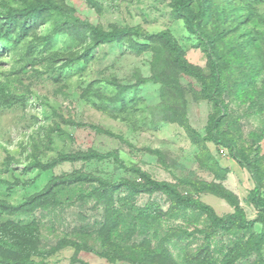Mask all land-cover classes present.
I'll list each match as a JSON object with an SVG mask.
<instances>
[{
    "label": "rangeland",
    "instance_id": "374dc122",
    "mask_svg": "<svg viewBox=\"0 0 264 264\" xmlns=\"http://www.w3.org/2000/svg\"><path fill=\"white\" fill-rule=\"evenodd\" d=\"M64 1L83 19L104 30L134 27L141 36L168 30L183 48L187 61L206 75L210 72L206 53L195 46L196 36L188 32L182 19L173 16L172 0H97L100 9L84 0ZM216 1L227 16L229 43H242L250 37L258 38L260 43L259 54L246 44L242 58L248 64L259 58L262 67L255 83L242 96L233 89L223 93L228 106L223 129L233 133L238 145L245 148L254 144L251 134H259L264 167V0ZM6 6L19 7L20 2L0 0V13ZM67 21L58 31L57 25L49 21L16 43H0V84L14 97L12 103L0 97V199L19 203L40 191L53 176L74 171L110 182L132 180L136 176L127 169L136 165L155 179L175 183L182 192L187 190L180 183L182 179L221 184L236 194L247 218L254 219L256 210L246 199L253 187L248 171L225 148L211 142L210 152L223 170L216 174L197 159L199 149L190 141L186 125L204 135L212 112L210 101L200 95L199 82L181 73L165 51L137 54L125 41L94 44L89 29L72 24L70 18ZM86 50L91 58L84 66H64L66 59ZM90 149L115 151L123 164L105 158L65 161L45 171L25 169L36 159L47 162L59 153ZM29 180L32 182L27 184ZM77 195L54 211L37 209L4 218L22 223L38 221V247L49 254L41 264H128L119 257L110 262L101 254L92 226L102 220L104 206L94 198L81 199ZM198 196L220 216L233 211L224 199L211 193ZM133 201L136 206L154 201L163 211L170 205L160 192H142ZM180 225L188 230L194 227L167 218L160 236L169 237L162 240L163 245L176 264H182L183 252L194 253L201 244L198 235L182 239L168 229ZM261 228V224H255L256 231ZM140 239L133 237L131 241ZM215 239L222 243L227 237L217 235ZM220 243L213 247L217 249ZM151 245L156 246L155 240ZM252 259L236 264H249Z\"/></svg>",
    "mask_w": 264,
    "mask_h": 264
},
{
    "label": "trees",
    "instance_id": "16d2710c",
    "mask_svg": "<svg viewBox=\"0 0 264 264\" xmlns=\"http://www.w3.org/2000/svg\"><path fill=\"white\" fill-rule=\"evenodd\" d=\"M14 1H19L20 6H6L0 13V43H16L30 31L49 21L57 25L55 31H58L67 25V18H70L72 24L89 29L94 44L125 41L137 54L147 51L159 54L165 51L181 73L199 82L201 97L212 104L204 135L186 125L190 141L199 149L197 159L200 165L216 174L221 172L223 169L211 154L208 143L225 148L228 155L250 174L253 187L246 199L256 210V217L248 219L236 194L218 183L182 179L180 183L187 188L182 192L175 183L155 179L136 165L127 169L135 174V179L122 178L116 182L74 171L53 176L40 191L19 203L0 199V264H41L49 255L38 247L37 220L22 223L4 216L31 213L37 209L54 211L74 194H78L77 197L81 199L94 198L104 206L103 218L95 222L92 232L100 241L103 250L101 254L110 262L119 257L128 264H176L163 245L162 240H169V237H160L164 220L168 218L179 219L194 226L192 230L183 225L175 228L168 226L173 235L182 239L195 235L201 238V244L194 253L183 252L182 264H236L251 257L253 259L249 264H264V167L258 144L261 137L252 133L254 144L251 148H245L238 145L233 133L223 129L228 116L223 93L233 89L238 96H242L255 83L257 73L261 71L259 58L253 64L242 59L245 57L243 52L246 44L255 48L256 54L260 53L258 38L250 37L242 43H229L226 38L231 29L228 27L224 7L216 0H172L173 16L184 21L188 32L196 36L195 46L201 47L207 55L210 72L206 75L187 61L183 48L168 30L144 36L134 27L104 30L83 19L64 0ZM84 1L91 7L101 8L97 0ZM249 15L244 19L245 22H248ZM248 36H251L250 32ZM51 37L52 34L47 37V41ZM1 53L0 49V55ZM90 58L91 53L86 50L81 55L66 59L64 66L76 64L82 67ZM0 97H5L10 103L13 102L10 99L14 98L3 84H0ZM121 103L124 109V101ZM105 158H113L115 162L123 164L115 151L100 152L90 149L86 152L59 153L47 162L36 159L28 163L25 169L45 171L65 161ZM31 182L29 180L27 184ZM122 192L124 194L119 197ZM142 192L164 194L170 201L168 209L163 211L154 201L136 206L133 200ZM201 193H211L224 199L233 207V211L223 216L218 215L211 205L199 198ZM256 223L261 224V230H255ZM217 235H225L226 241L220 243L215 239ZM139 236V241H131L133 237ZM153 240L156 246L151 245ZM218 242L220 246L216 249L213 244L217 245ZM36 258L41 259L37 261Z\"/></svg>",
    "mask_w": 264,
    "mask_h": 264
}]
</instances>
